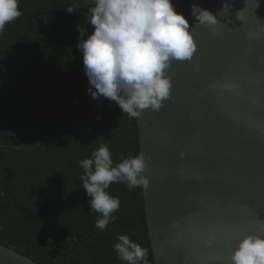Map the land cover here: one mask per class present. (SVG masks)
Segmentation results:
<instances>
[{
    "label": "trees",
    "instance_id": "16d2710c",
    "mask_svg": "<svg viewBox=\"0 0 264 264\" xmlns=\"http://www.w3.org/2000/svg\"><path fill=\"white\" fill-rule=\"evenodd\" d=\"M76 5L73 14L67 7ZM94 0H19L0 35V243L40 264H127L118 235L155 264L143 187L113 183L120 208L105 230L91 212L79 161L108 145L113 166L140 155L139 124L115 103L88 95L77 26ZM144 264V261L140 262Z\"/></svg>",
    "mask_w": 264,
    "mask_h": 264
},
{
    "label": "water",
    "instance_id": "95a60500",
    "mask_svg": "<svg viewBox=\"0 0 264 264\" xmlns=\"http://www.w3.org/2000/svg\"><path fill=\"white\" fill-rule=\"evenodd\" d=\"M197 2L215 28L191 16ZM172 3L198 47L170 65L162 107L138 117L151 247L155 264H229L239 239L264 233V0ZM0 264L40 263L0 243Z\"/></svg>",
    "mask_w": 264,
    "mask_h": 264
},
{
    "label": "clouds",
    "instance_id": "9594fccd",
    "mask_svg": "<svg viewBox=\"0 0 264 264\" xmlns=\"http://www.w3.org/2000/svg\"><path fill=\"white\" fill-rule=\"evenodd\" d=\"M226 7L223 5L222 9ZM76 5L67 7L73 14ZM86 23L94 27L91 35L77 26L76 47L83 53V66L90 87L88 95L115 103L129 118H137L151 108L159 110L172 87L167 72L173 61L191 60L197 51L192 24L178 13L172 0H94ZM19 0H0V35L5 26L19 18ZM191 16L201 26L215 28L217 14L191 5ZM84 170L83 189L90 197L91 212L102 214L95 227L105 230L116 217L120 201L106 190L113 183L125 182L129 189L147 188L143 154L129 156L113 166L108 145H101L92 158L79 161ZM114 245L117 257L127 264H140L147 249L118 235ZM229 264H264V233L249 234L238 240Z\"/></svg>",
    "mask_w": 264,
    "mask_h": 264
},
{
    "label": "snow or ice",
    "instance_id": "6c2138e0",
    "mask_svg": "<svg viewBox=\"0 0 264 264\" xmlns=\"http://www.w3.org/2000/svg\"><path fill=\"white\" fill-rule=\"evenodd\" d=\"M261 223H264V221L259 220ZM229 247V241L227 238L221 237L220 239L217 240V247L213 249L212 251L214 253L222 255L223 252L228 250ZM219 249V250H218Z\"/></svg>",
    "mask_w": 264,
    "mask_h": 264
}]
</instances>
